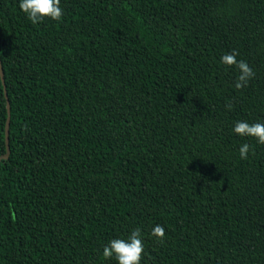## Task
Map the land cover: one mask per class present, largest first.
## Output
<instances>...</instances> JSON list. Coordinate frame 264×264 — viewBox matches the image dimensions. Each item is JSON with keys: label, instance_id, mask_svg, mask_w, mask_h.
<instances>
[{"label": "trees", "instance_id": "1", "mask_svg": "<svg viewBox=\"0 0 264 264\" xmlns=\"http://www.w3.org/2000/svg\"><path fill=\"white\" fill-rule=\"evenodd\" d=\"M19 2L0 0V264H118L104 246L136 229L140 264H264V145L233 132L264 123V0H61L37 24Z\"/></svg>", "mask_w": 264, "mask_h": 264}, {"label": "clouds", "instance_id": "2", "mask_svg": "<svg viewBox=\"0 0 264 264\" xmlns=\"http://www.w3.org/2000/svg\"><path fill=\"white\" fill-rule=\"evenodd\" d=\"M61 0H20L19 8L23 11L28 19L37 24L45 18L59 21L63 15L60 7ZM238 52L233 50L226 53L220 58V62L229 67L235 66L239 75L237 76L234 87L237 90L243 89L248 82L254 77L255 73L245 60H237ZM232 105L226 104V108L231 110ZM233 132L241 137H251L260 145H264V123L249 124L245 121H237ZM254 153V148L245 143L239 149L240 158L246 160L249 158V152ZM150 235L157 242L163 243L165 229L161 225L152 228ZM144 253L143 239L140 229L134 230L131 235L125 239H113L103 248V257L111 259L115 257L118 264H140Z\"/></svg>", "mask_w": 264, "mask_h": 264}, {"label": "water", "instance_id": "3", "mask_svg": "<svg viewBox=\"0 0 264 264\" xmlns=\"http://www.w3.org/2000/svg\"><path fill=\"white\" fill-rule=\"evenodd\" d=\"M0 72H1L2 79L4 81V70H3L1 58H0ZM10 111H11V104H10V101L8 100V118H7V123H6V153L0 155V160L4 158H8L10 155V151H11L10 149V120H11Z\"/></svg>", "mask_w": 264, "mask_h": 264}]
</instances>
